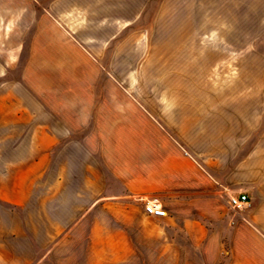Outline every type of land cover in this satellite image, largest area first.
I'll use <instances>...</instances> for the list:
<instances>
[{"label":"crops","instance_id":"0c3cea01","mask_svg":"<svg viewBox=\"0 0 264 264\" xmlns=\"http://www.w3.org/2000/svg\"><path fill=\"white\" fill-rule=\"evenodd\" d=\"M190 3L23 7L27 54L12 89L28 132L16 147L28 151L0 198L28 207L36 196L37 226L50 232L21 264L188 259L195 245L203 259L229 245L234 264H264V169L253 151L239 158L235 110L180 86L194 55ZM240 195L248 201L231 208ZM152 201L166 217L145 213ZM12 259L1 250L2 264Z\"/></svg>","mask_w":264,"mask_h":264},{"label":"rangeland","instance_id":"374dc122","mask_svg":"<svg viewBox=\"0 0 264 264\" xmlns=\"http://www.w3.org/2000/svg\"><path fill=\"white\" fill-rule=\"evenodd\" d=\"M190 2L189 44L194 55L189 68L190 82L180 86L190 92L213 95L208 103L235 110L239 158L253 151L255 165L264 169V0ZM27 3L28 0H0V187L7 173L16 167L15 161L28 151L16 147L28 132L26 126L22 131L17 120L20 108L12 89L27 54L28 36L24 35L27 30L23 19ZM37 200L34 196L30 206L20 207L0 198V252L10 251L13 259L9 264L25 262L30 248L37 251L38 237L50 232L37 226ZM29 240L35 244L28 243ZM197 248L195 245V250L188 253V259L142 264H234L229 245L222 246L216 260L200 258Z\"/></svg>","mask_w":264,"mask_h":264},{"label":"built area","instance_id":"2783aa9c","mask_svg":"<svg viewBox=\"0 0 264 264\" xmlns=\"http://www.w3.org/2000/svg\"><path fill=\"white\" fill-rule=\"evenodd\" d=\"M247 201L248 197L246 195H240L237 197H231L229 199V205L232 208H239ZM144 210L148 215H153L155 217L163 218L167 216L166 210L158 203V201L146 202Z\"/></svg>","mask_w":264,"mask_h":264}]
</instances>
